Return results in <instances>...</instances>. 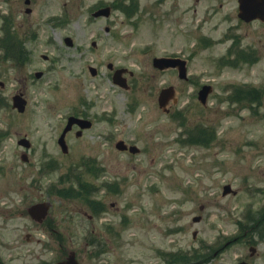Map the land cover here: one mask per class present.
Returning <instances> with one entry per match:
<instances>
[{
    "label": "rangeland",
    "instance_id": "374dc122",
    "mask_svg": "<svg viewBox=\"0 0 264 264\" xmlns=\"http://www.w3.org/2000/svg\"><path fill=\"white\" fill-rule=\"evenodd\" d=\"M13 1L0 0V82L6 85L5 90L0 87V96L8 104L0 111V130L6 134L2 145L7 147L0 154L24 171L26 165L17 156L23 149L16 140L27 134L34 142L35 152L27 150L31 162L24 178L35 186L29 185L25 192L29 204L45 195V188L37 190L34 184L43 160L55 159L60 166L54 176L45 171L47 179L39 187L54 184L61 175L65 187H70L73 181L68 178L88 175L81 173L84 163L95 160L103 169L100 176L82 178L100 189L92 198H106L104 221L122 232L121 239L111 241L113 252L102 259L144 264L145 247L151 242L193 251L203 244L221 247L239 231L257 236L253 227L258 216L264 217V23L240 20L237 0H165L161 5L159 0H34L31 15L23 2L18 13ZM134 2L140 3L141 12L129 17L122 10L131 13ZM112 3L115 10L109 19L91 18L95 8ZM10 8L12 16L7 15ZM157 13L161 16L156 18ZM15 22L22 38L14 34ZM28 31L30 41L25 40ZM66 37L73 39L72 47L66 45ZM9 39L25 40L24 46H17L22 60L26 49L25 61L5 58ZM170 55L188 60V80H181L176 70L153 66L156 57ZM246 56L251 61L243 60ZM223 57H227L224 64L219 62ZM109 63L133 72L125 75L128 90L113 82ZM90 66L98 69L97 76L90 73ZM39 71L44 73L40 79L35 76ZM205 84L214 89L207 107L198 100ZM169 86H174L178 102H171L167 114L158 98ZM231 86H250V90H231ZM17 89L27 91L25 115L12 110ZM254 91L263 95L260 100ZM78 112L93 126L83 138L67 137L70 153L64 156L57 140L67 117ZM194 126L213 129L215 140L208 146L185 141L190 139L185 132ZM119 140L137 146L140 153L118 151ZM106 184L111 188L102 187ZM228 184L236 195H223ZM13 189L18 192L10 197L15 211L21 212L24 204L18 200L24 191L19 185ZM66 199L51 201L52 215L63 206V215L70 217L64 225L65 251L77 249L85 264H91L84 236L89 222L83 215L89 205L80 196ZM0 226V256L5 264L41 260V247L26 240L27 233L36 231L26 216L0 217ZM257 243L260 255L254 258L241 244L240 249L222 250L212 264H227L237 257L264 264V240ZM147 251L145 259L151 261L154 250ZM47 252L48 261L56 259L55 249Z\"/></svg>",
    "mask_w": 264,
    "mask_h": 264
},
{
    "label": "flooded vegetation",
    "instance_id": "af4514ba",
    "mask_svg": "<svg viewBox=\"0 0 264 264\" xmlns=\"http://www.w3.org/2000/svg\"><path fill=\"white\" fill-rule=\"evenodd\" d=\"M33 1L34 0H14L13 1L14 4H16L19 7V12L17 10L15 11L14 5H11V6L14 10V13L15 12L20 13L21 2H23L24 5L26 6V10H25L26 14L31 15L33 13V9L30 6L34 4ZM164 1L165 0H159L158 5H161ZM237 4H238V1H237ZM108 5H110L111 7L113 6L112 4H106V5H102L100 8L106 7ZM137 7H138L137 14H138L139 12H141L140 3H137ZM28 9H30L29 12H28ZM159 16H161V13H157L156 18ZM21 25L24 26L23 23H21ZM16 27L17 26L15 22V25H12V28L15 32L14 34L15 36L16 34L20 36V34H18L16 31ZM105 31L110 32V28L107 27ZM31 36L29 35V31H28L27 36L25 37L26 38L25 40L28 39L30 41ZM25 40L22 39L18 43L14 41V43L17 46H20V45L24 46ZM22 50L24 52L23 61H25L26 60V57H25L26 49L23 47ZM18 56L21 59L20 54H18ZM43 59L47 60L48 57L43 55ZM117 69L119 68L114 67L113 74H114V71H116ZM37 73H41L42 74L41 77L44 75L42 71H39ZM0 86L2 89L6 87L4 82H1ZM26 92H27L26 89H17L13 92V95H12V101H14L16 97L21 96L22 99H24V101L26 102L25 110H24L25 112L22 114L18 113L12 107V110L17 112L20 115H25L28 109L27 108L28 99H27ZM3 102H4V99L3 97L0 96V111L3 110L2 107L8 106V104L5 105ZM74 116L77 118L88 119L87 116H85V114L82 112L80 113L78 112ZM67 123L68 122H66L62 132L66 128ZM89 129L86 128V129L81 130L79 123L76 122L66 133V138L72 134H74L76 138H83L85 135V132ZM4 136H6L5 133H3V131L0 130V144L2 143V139L4 138ZM25 137L28 139V142L22 141L24 140ZM33 144L34 142H32L29 139L27 134L23 135L22 137L17 138L16 140L17 147L23 149V151L20 152V154L17 156L19 157L20 162L26 165V168L24 169V171L20 167H18L16 164H10L11 161L7 160L6 157H1V154H0V217L4 216L5 218L10 219L12 217H15L18 213L21 214V216L28 217L31 220V222L36 225L35 226L36 231H32V230L31 231L37 236L36 237L32 233H29V235L27 236L28 241L32 242L36 240L38 245L42 244L44 248L42 251L45 252L44 250L47 248V244H48L45 241H48V239H50L52 241V245L55 247V254L57 256L54 262L56 261L58 262V261L64 260L67 257L65 255V248H64V225L66 223V220L67 222L68 220H70V217L63 215L64 208L63 206H60L58 215L54 216L49 212V214L45 218H43L41 221L34 220V219L32 221L30 215L28 214V210L34 203L50 204V210L52 209L54 205V203H52L51 201H54L56 203H59V202L63 203L65 200L64 199V183H63L62 177L60 176L59 178H57L54 184L49 186L46 183L47 188L44 187L45 185H42L41 187H39L42 183V179H47V177L44 176L47 174H45V170L41 167L42 163H40V166H39L40 173H38L37 175L36 179L38 180L35 181V184H38L36 188L37 190L43 191V188H45L46 190L45 195L41 196V199L38 201H35L30 204L28 203V199H27V196H25V192L29 190L28 186L29 185L32 186V185L25 183L24 178H26L27 176V173H25V171L28 170L27 164L31 162L30 157H29L30 156L29 152L34 153L36 149V147H34ZM0 153H2L1 150H0ZM45 160L47 163L48 159H45ZM57 171H59V168L54 167L50 174H53L54 176L55 174H57ZM18 185L20 187V191L22 192L24 191V195L18 200V203L20 202L21 206L23 204L24 206L26 205L25 207L23 206L24 210L21 209L22 210L21 212L15 211L14 200H12L10 197L11 193L13 194L14 192H18L16 189H13L17 187ZM32 187L34 188L35 186H32ZM102 199L103 200L100 199L97 202L94 201V210L92 211V213H89L85 216L89 222L88 230H89V236L91 238L90 243L93 246L91 248H86V250L89 251V256L93 258V262L91 264H117V263H113L110 257L102 259V257L105 255H108L110 251L113 252L112 250L113 246L111 245L112 239L113 240L121 239V236H122V232L118 230L120 228H117L112 223H107L104 221L103 215L106 213L107 200L105 197H102ZM4 205L5 206L10 205L11 209H4L3 208ZM111 206H114V205L111 204ZM2 228L3 226H0V236L2 234L1 233ZM197 235H198L197 233L193 234V238L195 240L197 239ZM101 239H105L106 243L104 244V242ZM257 240H264V233H257L256 237H248L247 235L245 236L238 235V236L231 238L230 241L227 242L224 248H221V250H218V251H213L212 254H210L209 248L204 247V246L202 248H198V249H194L193 251H190L186 248H181V249L171 248L169 244H166V245H169V247L166 248L160 245V243H157L154 245V242H151V244L149 245L150 250L152 251L154 250L155 256L151 261L145 258H143L142 261L144 262V264H153V262H156L155 264H212V262L216 260V258L219 255L222 254L221 252L222 250L226 248H231L233 246H236L238 248V246L241 244L249 247L250 249L252 245L256 247L258 246ZM143 247L145 246L143 245ZM44 254L46 255L47 253H44ZM249 254H250L249 257L254 258L255 256L260 255V252H258L257 249L254 252L250 250ZM144 255L147 256L148 253L145 252ZM77 258L82 264L86 263L85 261L86 259H82L80 256H77ZM241 262H248L252 264L250 258L247 260L246 257L244 258L237 257L236 260H233L227 264H240Z\"/></svg>",
    "mask_w": 264,
    "mask_h": 264
},
{
    "label": "water",
    "instance_id": "95a60500",
    "mask_svg": "<svg viewBox=\"0 0 264 264\" xmlns=\"http://www.w3.org/2000/svg\"><path fill=\"white\" fill-rule=\"evenodd\" d=\"M110 15V8H106L104 10L98 11L95 13V17L99 16H109ZM239 17L243 19L246 22H251L256 19H260L264 21V0H239ZM67 42L69 45L72 43L70 42L69 39H67ZM154 65L157 68H160L161 70L170 68V67H179V76L181 79H186L187 78V68H186V63L180 59H169V58H157L154 60ZM124 70L116 72L114 76V81L116 84L120 85L121 87H127L125 80L121 79L120 76ZM91 72L93 75H96V70L94 68H91ZM40 76V75H38ZM212 88L211 86H204L203 89L199 93V99L203 104H206V100L208 95L211 93ZM174 94V88L170 87L168 89H164L161 92L160 98H159V103L161 108H165L166 104L170 100V98ZM25 105L26 102L24 99H22L20 96L16 97L14 99V108L18 109L19 112H24L25 110ZM74 122H78L82 128H87L91 126L90 122H87L85 120H80L76 118H70V122L68 125L67 130H69ZM66 130V131H67ZM64 136L63 135L59 142L63 146L64 150L66 151V145L64 142ZM119 147L124 150L127 147L126 146H120ZM130 151L132 153H138L139 150L137 147H132L130 148ZM232 191L231 186H226L224 189V194H228ZM45 205H41L39 207H35L34 210L39 211L40 209H43ZM59 264H79L76 259H75V254L71 253L70 258L63 263Z\"/></svg>",
    "mask_w": 264,
    "mask_h": 264
},
{
    "label": "trees",
    "instance_id": "16d2710c",
    "mask_svg": "<svg viewBox=\"0 0 264 264\" xmlns=\"http://www.w3.org/2000/svg\"><path fill=\"white\" fill-rule=\"evenodd\" d=\"M253 60V62L255 61V59H251ZM250 60V61H251ZM254 93L257 95V100L260 99L261 95H258L257 92L254 91ZM192 130L189 131V143L190 144H194V145H202V146H208L210 145V143L215 140V131L213 129L210 128H206L203 126H194L193 128H191ZM94 166H90L89 169V174H93L92 169H94ZM81 179V176H80ZM81 185L85 186V188L89 187L90 185L88 184V182H83L81 179ZM91 193V190H88Z\"/></svg>",
    "mask_w": 264,
    "mask_h": 264
}]
</instances>
